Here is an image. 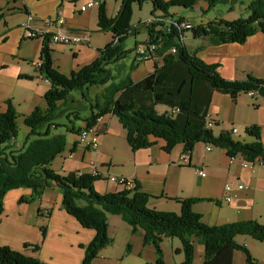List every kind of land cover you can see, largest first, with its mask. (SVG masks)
I'll return each mask as SVG.
<instances>
[{"label":"trees","instance_id":"16d2710c","mask_svg":"<svg viewBox=\"0 0 264 264\" xmlns=\"http://www.w3.org/2000/svg\"><path fill=\"white\" fill-rule=\"evenodd\" d=\"M77 1V0H75ZM199 0H122L117 15L107 14L106 3L98 8V28L112 34V41L99 50L92 63L66 75L54 67L50 35L42 38L40 72L51 84L44 96L46 108H35L23 115V124L29 129L20 148L14 144L18 137L19 114L11 100L7 110L0 113V218L4 213L6 195L20 188L32 191L29 198L20 203H33L54 184L63 195V207L84 228L96 232L86 247L82 264H93L100 252L113 243L108 234V215L122 218L132 231L141 228L145 232L144 244L153 245L155 264H165L161 243L165 238H177L182 244L183 264H194L197 240L204 248L203 264H233V253L241 251L247 264H258L247 247L236 242L238 236H248L264 243V224L257 220L239 221L219 226H209L202 216L193 211V205L211 202L210 199L178 200L180 213L160 212L149 208L150 195L134 189L100 194L95 183L101 178L91 173L71 172L66 175L55 172L54 160L67 148L66 135H56L53 128L58 111L73 100L70 94L78 91L89 106L90 115L82 120L84 127L92 128L98 120L112 115L126 131V140L133 152L150 148L153 139L166 142L165 152L170 153L182 144L183 152H191L196 144L204 143L226 151L230 158L241 156L247 162L260 158L264 161L262 130L257 125L245 129L252 141L233 139L232 130L216 136L213 129L206 128V116L215 92L227 94L236 101L240 94L255 93L264 97V80L248 74L244 80H228L219 72L220 64H209L198 56L203 47L195 50L186 45L189 34L193 39H204L211 46L244 44L248 38L261 32L264 35V0H251L248 16L233 21L216 19L184 29L185 18L174 17L172 8L192 9ZM209 9L218 4H230L231 10L244 0H206ZM151 3V18L145 23L147 39L144 49L155 51L149 60L141 61L138 43L133 49L125 47L129 36L138 34V27L131 25L134 5ZM1 18V16H0ZM40 39V38H37ZM140 48V47H139ZM174 49L175 53H171ZM134 59L129 68L123 63L129 53ZM141 61V62H140ZM145 62H153V71L135 82L132 72ZM128 72V73H127ZM123 74H127L123 76ZM20 78L29 79L28 76ZM93 87L102 91L91 96ZM167 107L158 113L157 106ZM69 118V117H68ZM83 127L67 128V133L78 136ZM77 143H74V148ZM74 149H72L73 151ZM43 236L46 230L41 228ZM28 247V245H25ZM34 250L39 246L32 245ZM0 264H44L41 260L26 256L8 246L0 245Z\"/></svg>","mask_w":264,"mask_h":264},{"label":"crops","instance_id":"0c3cea01","mask_svg":"<svg viewBox=\"0 0 264 264\" xmlns=\"http://www.w3.org/2000/svg\"><path fill=\"white\" fill-rule=\"evenodd\" d=\"M87 1L89 0H44L43 2L42 0H0L1 83L4 85L13 83L16 92L18 88L20 89V99H17L14 90L12 94L14 96L11 99H5L2 103L0 113L7 110L8 100L12 101L17 112L26 105L25 115L30 114L37 107L46 108L44 96L51 84L39 69L42 39L26 37L24 26L28 23L30 16L33 17L31 26L36 29H44L43 21H54L58 15H62L66 21L67 32L92 34L89 46H70L76 49L71 53L67 52L66 45L51 44L54 67L66 75L92 63L98 58L99 50L112 41V34L99 31V7L86 11L80 10ZM115 1L117 10L110 15L112 18L117 15L122 2V0ZM103 2L105 0H100V4ZM202 2L209 11L206 0L197 1L195 7L200 6ZM17 14L21 15L18 21L14 20ZM185 20L194 26L204 24L186 18ZM108 34L111 35L110 39ZM196 43L192 50L203 47L198 56L209 64H220L219 72L223 78L244 80L248 74H253L264 79V35L261 32L248 38L244 44L211 46L204 39H196ZM80 58L84 60L83 64H78ZM37 60L39 61L35 63ZM68 61L72 62V66L70 70H65L64 64ZM147 63L141 64L132 72V79L135 82L142 80L153 71L154 63L151 62L150 71L140 79L135 78V73ZM8 72L9 76H7ZM20 76L30 78H20ZM209 114L216 122L215 127L218 131L214 132L213 128L216 136L223 132H230L234 127L237 128L236 125L244 132L247 127L257 125L262 130L264 145V97L253 98L250 94L243 93L236 101H233L231 96L215 92ZM79 127H84V123ZM97 128L101 143L98 151L80 145L78 136L74 135L72 143L69 145L67 141L65 152L54 160L51 168L62 175L71 172L91 173L95 168L114 176L133 180L140 191L152 197L149 208L160 212L179 214L181 205L177 202L178 200L210 199L211 202L193 205V211L201 215L202 221L209 226L249 220H257L264 224V166L244 168L242 166L244 160L241 156H237L236 161L231 164L225 150L213 147L211 151H207V145L204 143L196 144L190 162L183 164L180 158L184 151L182 144L175 146L170 153H167L164 150L166 142L162 139H153L154 145L150 148L133 152L127 143L126 131L116 117L112 115L103 117L97 124ZM248 139L247 142L252 141ZM74 143H77L75 148ZM201 169L205 170V177L199 175L198 170ZM236 182L243 184L245 188L234 191L231 202H226L224 200L225 185L228 183L236 185ZM95 189L100 194L124 190L106 179L98 180L95 183ZM31 196L32 191L27 188L13 190L6 195L0 226L8 227L13 237L5 239L0 236V245L37 258L44 264H82L86 247L95 238L96 232L84 228L66 212L63 207L62 192L54 184L49 185L37 201L19 202L21 198ZM46 210L49 211L47 216L44 215ZM41 228L46 230L45 236ZM20 231L24 233L20 234ZM108 234L113 239V244L102 250L93 264L112 263L108 254L114 243L119 241L128 243L126 248L128 258L138 257H136L138 261L134 264L156 263L153 245L144 244L143 229L138 228L133 232L131 226L120 216L108 215ZM251 240L243 236L236 238V242L247 247L251 255L262 264L261 252L264 249L261 248L264 247H258V243H252ZM32 245L39 246L38 250H34ZM194 246L195 257L197 253L199 257V263H196L194 258V264H203L204 248L197 240H194ZM161 248L165 264H170L167 257L172 259L173 264H176V257H182L181 264L184 263L182 244L179 239L165 238ZM117 261V264H123L122 260ZM233 264H247L246 257L241 251L233 253Z\"/></svg>","mask_w":264,"mask_h":264},{"label":"rangeland","instance_id":"374dc122","mask_svg":"<svg viewBox=\"0 0 264 264\" xmlns=\"http://www.w3.org/2000/svg\"><path fill=\"white\" fill-rule=\"evenodd\" d=\"M14 1V0H13ZM44 0H42L43 2ZM251 0H244V3H239L235 5L234 10H231L230 4H218L214 8L210 9L209 11L207 6L202 2L200 6L195 7L194 9H184V8H172L170 10L171 14L174 15V17H182L186 18L189 20H193L196 23H208L211 20H214L216 18L220 19H225L229 21L236 20L240 17H247L248 16V4L250 3ZM106 3V8H107V14L109 17L110 15L114 14V11L116 9V1L115 0H105ZM107 4L109 5L107 7ZM200 8L201 11L199 10ZM151 12H152V5L151 3H145L142 6L134 5L133 7V17L131 21V25L134 27H138V34L136 36H129L125 40V47L127 49H133L135 44L138 43V48L144 47L145 40L147 38V29L145 26V23H148V21L151 19ZM20 14H17V16L14 17V20H20L21 18ZM112 18V17H111ZM111 34V33H110ZM108 34V38H111V35ZM92 34H90L91 36ZM91 44V40L87 44L88 46ZM196 40L193 39L189 34H187L186 38V45L189 46V48L193 49L196 46ZM82 47V45L80 46ZM71 51H76L75 47H67V52L71 53ZM134 52L129 53L127 58L123 61V63L127 66V68L130 67V65L133 62L134 59ZM40 59V58H39ZM79 62L78 64H83L84 60L82 58L78 59ZM39 60L35 61L38 62ZM71 61H73V58H71ZM68 61L64 64V69L65 70H70L72 66V62ZM74 62V61H73ZM152 66L151 62H148L145 64L139 71L135 73V78L140 79L142 76H144L145 73L150 71V67ZM70 72V71H68ZM128 73V72H127ZM127 74H123V76H126ZM7 76H9V72L7 73ZM257 77V76H256ZM259 78V77H258ZM262 79V78H261ZM264 80V79H263ZM51 87V86H50ZM102 87H93L91 89V96L93 97L96 93L102 91ZM16 92V88L14 87L13 83H8L6 85L1 83V78H0V107L2 106V103L4 102L5 99H11L13 92ZM24 91V90H23ZM17 99L19 100L20 97V89H17ZM11 96V97H10ZM252 97V96H251ZM70 99L73 100L67 106L62 107L58 111V117L55 119V124H58L59 127L53 128V132L56 135L63 134L67 136V141L68 144L70 145L73 141L74 135L67 133V128H72L73 126L79 127L83 124L82 120H78L75 118L74 114H79L80 118H85L90 115V110L89 106L86 102L83 101L82 95L78 91H73L70 94ZM46 105V104H45ZM256 108V106L254 107ZM168 108L162 105L157 106V111L158 113H164ZM18 114L20 115L18 118V126H19V132H18V137L15 139L14 144L17 148H20L23 143L25 142V139L27 137V134L29 133V129L23 124V115L26 114V105H23L21 109H18ZM69 117V118H68ZM236 127L239 129L240 133L238 135H234L233 139L238 140V141H248V136L245 134L244 131L240 129L238 125ZM218 131L217 127H214V132ZM1 221V219H0ZM20 234H23V231L19 232ZM0 236L2 238H9L13 237L11 234V230L8 227H3L0 226ZM245 238L252 239L248 236H243ZM177 242V240H176ZM252 243H258V247H264V244H260L261 242H258L256 240H251ZM113 244V243H112ZM128 243H122L119 241L118 243H114V246L108 254V256L111 258V261H113L110 264H117V260H122L123 264H134L135 261H138L136 257L132 256L128 258V255H126V248H127ZM169 248V247H168ZM264 249V248H261ZM261 258H262V264H264V250L261 252ZM254 258V257H253ZM117 259V260H116ZM255 259V258H254ZM167 260L170 262V264H173L172 259L167 257ZM171 260V261H170ZM196 263H199V257L198 253L197 256L195 257ZM116 262V263H115ZM182 262V257H176L175 258V263L176 264H181ZM101 264H106V263H101ZM146 264V263H142ZM258 264H260L258 262Z\"/></svg>","mask_w":264,"mask_h":264},{"label":"built area","instance_id":"2783aa9c","mask_svg":"<svg viewBox=\"0 0 264 264\" xmlns=\"http://www.w3.org/2000/svg\"><path fill=\"white\" fill-rule=\"evenodd\" d=\"M100 0H89L87 1L83 6L80 7L81 11H86L91 8L99 7ZM33 20V17L28 18V23L24 26L26 31V37L27 39H37V38H44L46 35H50V42L51 44H57V45H66V46H79V45H87L90 41V33L84 32L81 34H71L65 30L66 21L65 18L62 15H58L57 18L52 20H45L43 21L44 29H36L31 26V22ZM154 21V19H150L148 22ZM184 29H191L194 27V25L190 23H184L182 25ZM155 46H150L148 48V53H153L155 51ZM141 55L139 57V60L141 61H147L149 60V54L144 51L143 48H138L137 50ZM171 53H175V50L172 49ZM140 61V62H141ZM41 65V62L39 63V67ZM250 95L255 98V93H250ZM102 120L99 119L98 123ZM216 125V122L214 121L213 117L208 113L206 116V128L207 129H213ZM232 133L234 135L239 134V130L237 128L232 129ZM78 143L84 147H88L93 151H98L100 148V138H99V130L97 128V125L88 128L83 127L81 132L78 135ZM213 146L207 145V151H211ZM191 152H183L181 155V161L183 164H188L191 159ZM237 157L230 158V163L233 164L236 161ZM242 166L244 168L247 167H255V166H264V161L260 158L255 159L253 162H247L243 161ZM199 175L202 177L206 176V172L204 169L198 170ZM93 176L99 177L101 179H106L119 187H122L124 190L126 189H134L136 187V184L133 180L114 176L109 174L108 172H102L99 169H95L91 172ZM236 185L233 183H228L225 185L224 188V200L226 202H231L232 196L234 195V191H241L245 187L243 184L236 182ZM44 215H49V211H44Z\"/></svg>","mask_w":264,"mask_h":264},{"label":"bare ground","instance_id":"6f19581e","mask_svg":"<svg viewBox=\"0 0 264 264\" xmlns=\"http://www.w3.org/2000/svg\"><path fill=\"white\" fill-rule=\"evenodd\" d=\"M78 139V138H77Z\"/></svg>","mask_w":264,"mask_h":264}]
</instances>
